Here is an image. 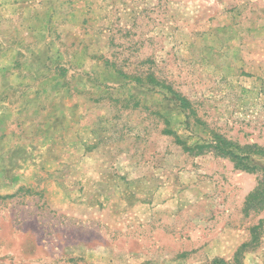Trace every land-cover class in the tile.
<instances>
[{"label": "rangeland", "instance_id": "374dc122", "mask_svg": "<svg viewBox=\"0 0 264 264\" xmlns=\"http://www.w3.org/2000/svg\"><path fill=\"white\" fill-rule=\"evenodd\" d=\"M0 264H264V0H0Z\"/></svg>", "mask_w": 264, "mask_h": 264}, {"label": "trees", "instance_id": "16d2710c", "mask_svg": "<svg viewBox=\"0 0 264 264\" xmlns=\"http://www.w3.org/2000/svg\"><path fill=\"white\" fill-rule=\"evenodd\" d=\"M236 156V155H235ZM246 168V167H245Z\"/></svg>", "mask_w": 264, "mask_h": 264}]
</instances>
